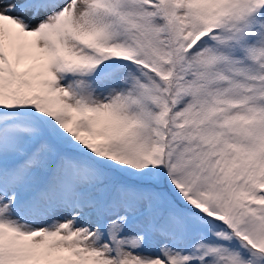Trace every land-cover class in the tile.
Listing matches in <instances>:
<instances>
[{
    "label": "snow or ice",
    "instance_id": "6c2138e0",
    "mask_svg": "<svg viewBox=\"0 0 264 264\" xmlns=\"http://www.w3.org/2000/svg\"><path fill=\"white\" fill-rule=\"evenodd\" d=\"M0 264H264V0H0Z\"/></svg>",
    "mask_w": 264,
    "mask_h": 264
}]
</instances>
